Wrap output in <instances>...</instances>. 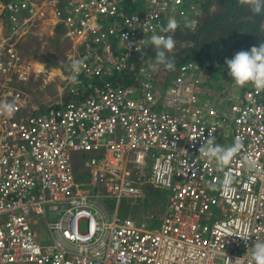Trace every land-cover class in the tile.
I'll use <instances>...</instances> for the list:
<instances>
[{"label": "built area", "instance_id": "built-area-1", "mask_svg": "<svg viewBox=\"0 0 264 264\" xmlns=\"http://www.w3.org/2000/svg\"><path fill=\"white\" fill-rule=\"evenodd\" d=\"M208 1L0 0V264H251L264 241V90L236 87L227 68L203 79L193 58L158 84L133 60L153 35H171L172 52L190 46L175 32L195 33ZM170 18L179 27L163 33ZM56 31L64 66L83 62L75 83L23 49ZM209 139L241 148L220 168L199 154ZM147 192L160 212H143ZM122 200L147 215L121 216Z\"/></svg>", "mask_w": 264, "mask_h": 264}, {"label": "clouds", "instance_id": "clouds-1", "mask_svg": "<svg viewBox=\"0 0 264 264\" xmlns=\"http://www.w3.org/2000/svg\"><path fill=\"white\" fill-rule=\"evenodd\" d=\"M237 4L247 7L254 15L264 14V0H237ZM210 5L211 0L208 1V7H206V9L209 8ZM178 27L177 21L174 18H170L167 25L161 28V31L163 33H174ZM125 38L127 39L126 36ZM187 40L191 42L192 46L193 42L189 39ZM151 44L155 50V57L151 66L158 67L162 65L164 70L172 69L174 67V60L170 57L169 53L172 52L175 46L173 37L171 35H153L151 37ZM182 48L184 47L179 49ZM69 61L68 71L71 75L68 79L72 83H75L78 80L83 62L71 57H69ZM225 64L228 69V75L231 80L234 81L236 87L242 88L247 84H251L257 89L264 90V43H261L259 46H253L250 50L239 51L232 59H226ZM14 110L12 104H7L3 107L4 114L9 117L14 114ZM240 148L241 144L239 141L225 148L219 144H214L211 139H209L200 147L199 154L209 161H215L218 167L223 168L239 152ZM233 181V175L230 172H226L222 181L223 191H231ZM250 236V234H244L239 237L247 241ZM247 251L251 253V264H264V241H255L253 246Z\"/></svg>", "mask_w": 264, "mask_h": 264}, {"label": "trees", "instance_id": "trees-1", "mask_svg": "<svg viewBox=\"0 0 264 264\" xmlns=\"http://www.w3.org/2000/svg\"><path fill=\"white\" fill-rule=\"evenodd\" d=\"M220 4L223 7H226V11L223 13L217 12L215 14L214 19L211 18H203L201 17L200 22L202 21V25H200L197 29V31L193 34H187V33H181V32H175V34L183 39H189L193 43L191 46L184 47L177 52L169 53L170 57L173 59H177L179 62L184 61L188 58L197 59L200 57L202 53L203 44H201V41L206 42L208 35L212 33L215 29H220L222 31V34H219L218 37L215 39L217 42L223 46L226 44V37L227 39L233 36L236 33H239L240 39L232 44V46L229 49L228 57H234L236 53H238L241 50H250L253 46H259L261 43H264V39L259 35L258 33V27L260 20L264 17V14L261 15H254L250 11H244L242 10L243 6H239L237 4V0H218ZM205 7H208V4H205ZM226 13V14H225ZM224 14L230 18V22H234L232 27L227 29V25L225 23H222L221 20L224 19ZM248 18V20H243L240 22L235 21L238 18ZM252 18V19H251ZM210 26V28H208ZM204 33V35H202ZM58 36L59 33L56 31L55 37L52 40L54 44H56V41L58 43ZM257 44H253L252 40H257ZM205 45V43H204ZM188 51V55L186 57H183V52ZM43 58L48 59V65H51V62H49L50 57H46L45 55H41ZM155 57V50L147 48L145 49L142 54L138 58H133V60L136 63H140L141 60H144L145 62H148L152 64V61H154ZM51 58L54 59L52 56ZM226 58V56L223 57V60ZM54 66H60L65 71H67V67L64 66L65 63L62 59H60L59 62L52 61ZM55 63V64H54ZM213 65L208 64L207 69H210Z\"/></svg>", "mask_w": 264, "mask_h": 264}, {"label": "rangeland", "instance_id": "rangeland-1", "mask_svg": "<svg viewBox=\"0 0 264 264\" xmlns=\"http://www.w3.org/2000/svg\"><path fill=\"white\" fill-rule=\"evenodd\" d=\"M214 9H216V4H214V8L212 10H210V12H209L208 8L205 10V14H204L203 18L207 17ZM236 36L240 37L239 33H236ZM54 37H55V35H49L47 38H44V39H47L48 43L43 44L42 37L30 36V37H27L23 41L22 46H23V49L26 53H29V54L37 57V58H41L42 57L41 55H45L46 57H50V59H52V60L49 61V62H51V65H49V66L56 67L53 65L52 61L59 62L60 59L63 58V53H64L65 48L68 46V42H62V41L58 40V43L56 41V44H54L52 41L54 39ZM209 38L215 40L217 37H214V35H213V36L208 37V39ZM211 39H209V40H211ZM226 42L228 43L227 38H226ZM207 43L205 45H203L202 53H201L200 57L197 58L198 60L204 61L206 64V67H202L201 69H199L196 72V74H198L199 76H202L203 79H206L205 75L208 73L217 74L219 69H222L224 71V68H227L225 61H223V56H224L225 50H226L225 47L220 46V45H218L219 43H215V42H211L208 45H207ZM42 46H44L43 49H42ZM52 56L54 57V59L51 58ZM43 60L46 61V64L48 65V62H47L48 59L43 58ZM36 63L37 62H35V65H36ZM40 64L45 68L44 64H42L41 62H40ZM208 64H212L213 66L210 69H207ZM36 66H38V63ZM51 70H53V71H48L49 72L48 74L58 72V70H56L55 68H52ZM218 75H219V73H218ZM51 76H53V75L51 74ZM202 88H206L205 84H203V83H202ZM219 88H221V87H219ZM87 177H88L87 175H81L80 176L82 182L84 183L83 185H80V189H91V186L87 183ZM149 197H150V200H153V198H155L154 192ZM99 200L106 207H108V209L110 211H112L114 209V204H115L114 201L107 200L104 197H101ZM150 205H151V203L149 204V208H150ZM131 208H133L134 211H137L140 208V206L133 205L131 207L129 204L124 202V200H122L120 210H119L120 215L124 216L125 215L124 211H127ZM144 208L148 209V205H146V204L142 205V209H144ZM159 208H161V207H159ZM41 230H42V232H44L43 226L41 227Z\"/></svg>", "mask_w": 264, "mask_h": 264}, {"label": "crops", "instance_id": "crops-1", "mask_svg": "<svg viewBox=\"0 0 264 264\" xmlns=\"http://www.w3.org/2000/svg\"><path fill=\"white\" fill-rule=\"evenodd\" d=\"M214 4H216V9H217V12H220V13H223L224 12V10L223 9H221L219 6H222L221 4H220V2H219V4L217 3V1L216 0H211V5L209 6V8H208V10H209V12H210V10H212L213 8H214ZM213 12V11H212ZM211 12V13H212ZM205 18V17H204ZM244 20H248V17L247 18H243ZM224 23V22H223ZM228 24V23H227ZM226 24V25H227ZM229 25V24H228ZM227 25V27H229ZM220 34H222V33H220ZM219 35V34H218ZM218 35H214V37H218ZM233 36H235V37H231V38H229L228 39V43L226 42V44L225 45H223L224 47H225V54H224V56H226V58L223 60V61H225L226 59H232V57H228L227 55H228V52H229V49H230V47L232 46V44H234V43H236L239 39H240V37H237L236 36V34H234ZM227 38V37H226ZM208 39V38H207ZM209 39H211V38H209ZM206 40L207 42V45L209 44V43H211V42H215V43H218L217 42V40H214V39H211V40ZM187 40V39H186ZM257 42H258V39L257 40H252V43L255 45V44H257ZM218 45H220V44H218ZM221 46V45H220ZM176 48L179 50V48L176 46ZM177 50V51H178ZM176 51V52H177ZM223 56V57H224ZM35 62H37V63H40L39 61H35ZM36 63V64H37ZM42 63V62H41ZM43 64V63H42ZM145 64V63H144ZM150 64V63H149ZM138 65H140V64H138ZM146 65V64H145ZM45 69H46V72H45V70H43V72H45V73H49L48 71H53V70H51L52 68H47V67H45ZM57 70V69H56ZM153 70H155L156 72H157V75L155 76V79H156V81H157V83L158 84H162V81H163V79H164V70H163V66H158V67H153ZM50 75V74H49ZM51 76V75H50ZM229 82V80H228V76L226 75V74H222V75H220V79H213V81H212V87L214 88V89H217V87H223V86H225L227 83ZM159 192V191H158ZM150 194L151 193H148L147 192V196H150ZM156 195H158V197H160V194L158 193H156ZM155 197V196H154ZM158 197H155V198H153V200H150V197H149V199H148V201H146V203L145 204H147V202H149V204L151 203V205H150V208H149V206H148V213H153L154 211L156 212V211H158L159 210V212L162 210V208H163V206H162V204H160V203H157V200H159V198ZM154 202V203H153ZM153 203V204H152ZM157 203V205H160V207L161 208H156L155 207V204ZM143 210V209H142ZM129 211V210H128ZM143 212H145L144 210H143ZM139 214L140 212H136V211H133L132 210V212H130V215H133V214ZM140 214H142L143 216H146L147 214H143V213H140ZM11 264H33V263H30V262H17V263H11Z\"/></svg>", "mask_w": 264, "mask_h": 264}, {"label": "flooded vegetation", "instance_id": "flooded-vegetation-1", "mask_svg": "<svg viewBox=\"0 0 264 264\" xmlns=\"http://www.w3.org/2000/svg\"><path fill=\"white\" fill-rule=\"evenodd\" d=\"M217 1V3L219 4V1L218 0H216ZM221 9H223L224 11H226V7H223V6H219ZM242 10H244V11H249V9L247 8V7H243L242 8ZM217 13V9H214L213 10V12L212 13H210L206 18H211V19H214V17H215V14ZM226 14V13H225ZM224 14V19H222L221 20V22L223 23H225V24H227V23H229L230 21V18L229 17H227L226 15ZM247 18V17H246ZM248 18H250V17H248ZM252 19V18H251ZM244 19L243 18H238V19H236L235 21H237V22H240V21H243ZM262 20V19H261ZM260 20V21H261ZM233 23L234 22H230L229 23V27H227V29H229L230 27H232V25H233ZM200 25H202V21L199 23V26ZM208 28H210V26L208 27ZM260 32V23H259V27H258V33ZM220 33H222V31L218 28V29H215L212 33H210L209 35H208V37H210V36H213V35H218V34H220ZM260 34V33H259ZM194 43V42H193ZM193 43H192V45H193ZM201 44H203L204 45V43L206 44V42H205V40L204 41H201L200 42ZM180 50V49H179ZM188 55V51H184L183 52V57H186Z\"/></svg>", "mask_w": 264, "mask_h": 264}, {"label": "bare ground", "instance_id": "bare-ground-1", "mask_svg": "<svg viewBox=\"0 0 264 264\" xmlns=\"http://www.w3.org/2000/svg\"><path fill=\"white\" fill-rule=\"evenodd\" d=\"M37 65V64H36ZM38 68H39V70L40 71H43V70H45V68L40 64V63H38V66H37ZM45 72H46V70H45ZM52 75H55L56 74V72L55 73H51ZM50 74V75H51Z\"/></svg>", "mask_w": 264, "mask_h": 264}, {"label": "water", "instance_id": "water-1", "mask_svg": "<svg viewBox=\"0 0 264 264\" xmlns=\"http://www.w3.org/2000/svg\"><path fill=\"white\" fill-rule=\"evenodd\" d=\"M202 35H204V33H203ZM173 60H174V64H175V63L178 61V60H177V59H175V58H174Z\"/></svg>", "mask_w": 264, "mask_h": 264}]
</instances>
